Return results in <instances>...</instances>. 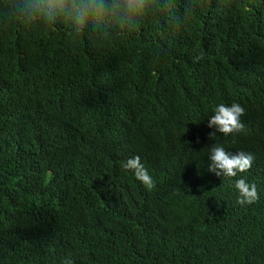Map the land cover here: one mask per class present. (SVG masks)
I'll return each instance as SVG.
<instances>
[{"label":"trees","instance_id":"1","mask_svg":"<svg viewBox=\"0 0 264 264\" xmlns=\"http://www.w3.org/2000/svg\"><path fill=\"white\" fill-rule=\"evenodd\" d=\"M66 261L264 264V0H0V264Z\"/></svg>","mask_w":264,"mask_h":264},{"label":"clouds","instance_id":"2","mask_svg":"<svg viewBox=\"0 0 264 264\" xmlns=\"http://www.w3.org/2000/svg\"><path fill=\"white\" fill-rule=\"evenodd\" d=\"M202 56H198L195 59H202ZM245 114V109L240 104H232L227 106L225 104H219L214 109V115L208 120V127L215 129L210 133V138L216 136L217 133L225 136L233 133H240L245 131V125L241 121V117ZM209 164L208 171L215 174L217 177L234 178L238 174L248 172L254 162V156L250 153L243 151L232 152L226 151V149L218 144H214L209 148ZM123 167L126 170H132L135 176L140 180L149 190L155 187L152 177L148 171L141 164L140 157L129 158ZM235 188L239 193L238 203L241 205L252 204L259 199L257 186L254 183H249L245 178H239L235 181ZM65 264H70L66 261Z\"/></svg>","mask_w":264,"mask_h":264}]
</instances>
